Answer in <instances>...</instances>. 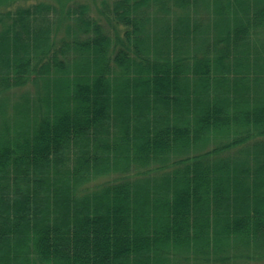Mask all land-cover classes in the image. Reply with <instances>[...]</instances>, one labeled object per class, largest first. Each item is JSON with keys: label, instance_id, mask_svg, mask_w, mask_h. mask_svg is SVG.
Masks as SVG:
<instances>
[{"label": "trees", "instance_id": "trees-1", "mask_svg": "<svg viewBox=\"0 0 264 264\" xmlns=\"http://www.w3.org/2000/svg\"><path fill=\"white\" fill-rule=\"evenodd\" d=\"M103 6L0 13V264L264 259V0Z\"/></svg>", "mask_w": 264, "mask_h": 264}, {"label": "rangeland", "instance_id": "rangeland-1", "mask_svg": "<svg viewBox=\"0 0 264 264\" xmlns=\"http://www.w3.org/2000/svg\"><path fill=\"white\" fill-rule=\"evenodd\" d=\"M37 2H46L48 4H52L56 7V12L58 14V20L60 21L57 26V31L55 30L54 32V38L55 39H60L65 35V24L67 23V18L62 19L64 15H66V11L68 8L75 6L77 4H87L89 6V13L99 20L100 22L104 23L107 27L111 28L108 21L107 17L105 14H102V10L104 9L103 3L106 2L108 5H112L114 0H3L0 4V13H4L5 11L8 10H15L17 7L20 6H27L32 3H37ZM71 24H73V21H70ZM1 27V24H0ZM31 88H34L33 85L29 84L28 86H25L23 88H17L13 89L9 92H7V98L10 99L12 102L15 100L16 97H19L24 90H31ZM116 176L115 173L110 174L108 176L102 177L98 180L95 181V183H100L108 180H112ZM94 183V184H95ZM233 264H264V259L261 260H255V261H237Z\"/></svg>", "mask_w": 264, "mask_h": 264}]
</instances>
